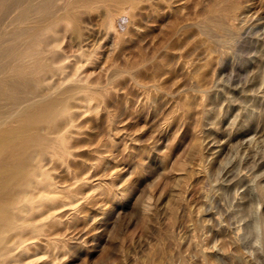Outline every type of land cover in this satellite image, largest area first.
Wrapping results in <instances>:
<instances>
[{
  "label": "rangeland",
  "instance_id": "374dc122",
  "mask_svg": "<svg viewBox=\"0 0 264 264\" xmlns=\"http://www.w3.org/2000/svg\"><path fill=\"white\" fill-rule=\"evenodd\" d=\"M214 2L137 0L112 29L101 1L80 9L94 61L73 59L111 89L82 122L90 187L54 231L56 264H264V0L225 44L201 25ZM127 67H139L131 81Z\"/></svg>",
  "mask_w": 264,
  "mask_h": 264
},
{
  "label": "bare ground",
  "instance_id": "6f19581e",
  "mask_svg": "<svg viewBox=\"0 0 264 264\" xmlns=\"http://www.w3.org/2000/svg\"><path fill=\"white\" fill-rule=\"evenodd\" d=\"M99 1L111 29L137 2L0 0V264H56L64 244L54 231L66 212L71 215L84 204L82 190L90 184L78 172L85 136L81 126L100 114L111 83L92 82L73 56L86 55L93 37L81 24L80 9ZM251 10L252 0H215L201 25L224 44L234 43ZM68 37L79 47L77 55L65 52ZM94 52L86 55V63L94 61ZM137 69L126 70L130 81ZM203 100L204 116L209 109ZM192 104L187 102V108ZM243 117L251 120L252 115ZM196 146L201 149L198 138ZM65 176L72 181L63 182ZM101 187L109 193L105 183ZM182 199L174 195L168 207L172 214Z\"/></svg>",
  "mask_w": 264,
  "mask_h": 264
}]
</instances>
